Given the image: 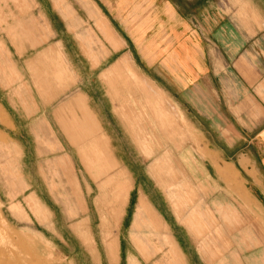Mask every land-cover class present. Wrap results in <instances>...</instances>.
Returning a JSON list of instances; mask_svg holds the SVG:
<instances>
[{
  "label": "rangeland",
  "instance_id": "rangeland-1",
  "mask_svg": "<svg viewBox=\"0 0 264 264\" xmlns=\"http://www.w3.org/2000/svg\"><path fill=\"white\" fill-rule=\"evenodd\" d=\"M40 5L0 0V36L14 35V18ZM91 59H75V66L104 106L107 124L97 121V134L79 138L81 128H51L68 125L57 119L71 116L64 112L0 120V264H264V207L249 196L243 167L208 144L206 135L213 146L227 147L211 120L206 135L184 119L166 129L126 62L111 79L105 73L115 66L95 68L99 62ZM135 65L143 67L139 55ZM112 85L124 90L120 100ZM104 129L113 135L111 153L98 150L97 139L108 140ZM32 194L39 202L29 205Z\"/></svg>",
  "mask_w": 264,
  "mask_h": 264
},
{
  "label": "crops",
  "instance_id": "crops-1",
  "mask_svg": "<svg viewBox=\"0 0 264 264\" xmlns=\"http://www.w3.org/2000/svg\"><path fill=\"white\" fill-rule=\"evenodd\" d=\"M13 2H34L42 8L19 13L14 18L18 22L8 26L16 28V33L0 36V64H5V68L0 65L2 122L7 123L6 115L64 112L71 116L57 119L68 125L51 128H81L83 132L77 135L97 134L98 122L102 128L107 124L104 106L95 100L96 90L86 88L87 77L75 66V59L87 64L95 58L99 62L95 68L115 66L105 73L111 79L114 73L120 76L123 69L117 66L126 62L127 72L138 74L143 81L138 87L149 99L151 113L165 117L161 121L166 129L172 121L184 119L196 129L198 122L206 135L203 125L211 120L209 128L227 147L213 146L206 135L208 144L226 162L236 165L234 158L243 167L252 181L249 196L264 207V0ZM47 4L52 8H46ZM136 55L143 67H135ZM35 83L37 91L33 90ZM109 88L113 98L118 95L120 100L124 90L114 85ZM104 90L109 93L108 88ZM151 113L146 115L151 117ZM103 132L108 140L98 138V150L111 153L113 135ZM245 142L249 148L243 146ZM77 148L76 152H82ZM204 150L210 151L209 147ZM101 158L112 162L110 156L96 157ZM26 200L29 205L39 202L35 194Z\"/></svg>",
  "mask_w": 264,
  "mask_h": 264
},
{
  "label": "bare ground",
  "instance_id": "bare-ground-1",
  "mask_svg": "<svg viewBox=\"0 0 264 264\" xmlns=\"http://www.w3.org/2000/svg\"><path fill=\"white\" fill-rule=\"evenodd\" d=\"M20 240H21V239H20ZM17 243H18V242H17ZM27 246H28V245H27ZM30 247H31V246H30ZM28 249H29V248H28ZM32 250H33V249H32ZM27 251H28V250H27ZM30 252H31V251H30ZM33 252H34V251H33ZM2 253H3V251H2ZM6 253H8V252H6ZM8 254H9V253H8ZM8 254H7V255H8ZM12 255H13V254H12ZM34 257H35V256H34ZM24 258H25L26 260H28V259H29V260H30V259L32 260L33 256H32V255H26V256H24ZM5 261H6V259H5ZM20 261H21V260H20ZM14 263H15V262H14ZM19 263H20V262H19Z\"/></svg>",
  "mask_w": 264,
  "mask_h": 264
}]
</instances>
